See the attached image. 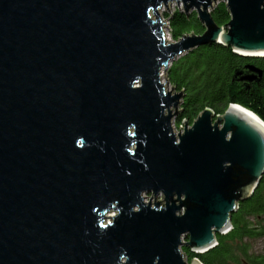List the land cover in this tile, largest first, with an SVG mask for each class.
Here are the masks:
<instances>
[{"label":"water","instance_id":"water-1","mask_svg":"<svg viewBox=\"0 0 264 264\" xmlns=\"http://www.w3.org/2000/svg\"><path fill=\"white\" fill-rule=\"evenodd\" d=\"M174 3L203 34L167 40ZM213 44L264 58V0H0V264H203L182 248L217 247L264 177L243 106L173 130L168 69Z\"/></svg>","mask_w":264,"mask_h":264},{"label":"trees","instance_id":"trees-1","mask_svg":"<svg viewBox=\"0 0 264 264\" xmlns=\"http://www.w3.org/2000/svg\"><path fill=\"white\" fill-rule=\"evenodd\" d=\"M218 26L226 25L231 17L227 5L219 3L212 12ZM171 35L178 41L190 33L203 34L204 28L197 14L177 9L166 13ZM202 49L204 52H200ZM168 70L169 80L184 91L179 123H193L206 109L224 114L231 104H238L254 112L264 121V75L261 81H246V66H254L264 72V58L243 57L231 48L213 44L203 46L182 57ZM242 72V75H236ZM232 229L226 235H217L219 245L214 249L195 254L189 248L182 249L188 262L201 260L203 264H264L258 256L249 255L247 241L264 236V177L252 197L239 204L232 215ZM258 258V259H257Z\"/></svg>","mask_w":264,"mask_h":264},{"label":"rangeland","instance_id":"rangeland-1","mask_svg":"<svg viewBox=\"0 0 264 264\" xmlns=\"http://www.w3.org/2000/svg\"><path fill=\"white\" fill-rule=\"evenodd\" d=\"M219 3H221V2H219ZM219 3H217V5L219 4ZM225 3V2H224ZM177 9H181V11L182 12H184V6H183V4H180V8L178 7V5L176 4V3H174L173 5H172V14L177 10ZM166 13H169V11H168V9L166 8V9H163V10H161L160 11V14H161V16H162V18L163 19H166L167 17H166ZM186 13V12H185ZM170 14V13H169ZM191 14H197V12H196V10H191L190 11V15ZM166 24H167V27L169 28H167L166 29V33H167V38H168V41H170V42H177L176 40H174L173 39V37H172V35H171V30H170V25H169V20L167 19V22H166ZM201 48V47H200ZM200 52L202 53V52H204L202 49H200ZM189 53H192V52H189ZM189 53H185V54H183L182 56H179V57H177L172 63H171V65H170V67H172V65L173 64H175V63H178L181 59H183L182 57H185V56H187ZM169 67V68H170ZM167 78H168V84H166V89L167 90H171V88L172 87H174V90L177 92V91H180V90H178L175 86H174V84H172L171 83V81L169 80V76H168V72H167ZM162 81H163V83H165V81H166V77H165V74L163 75V78H162ZM183 93H184V91H183ZM184 98V97H183ZM183 101V100H182ZM182 106V103H181V105H180V107ZM175 110L176 109H173V112L175 113ZM180 114H181V112L180 113H178V114H176L175 116H174V119L172 120V126H173V129H174V131L178 134L179 133V130H180V126H181V124H178L179 123V121H178V118H179V116H180ZM222 115V114H221ZM188 122V121H187ZM193 123H189V125H192ZM185 126V124H182V127H184ZM181 132H184V128H181ZM146 201H149L150 200V197H151V194H146ZM163 199V196L162 195H160L159 197H158V200L159 201H161ZM151 200H154V199H151ZM114 213H111V215H113ZM229 233V232H228ZM227 233V234H228ZM184 241H187V239H185ZM247 244L249 245V248H248V253H249V255H254V256H258L259 257V261H264V236H262V237H259V238H254V239H250V240H248L247 241ZM184 248V247H183ZM182 248V249H183ZM258 259V258H257ZM186 260L188 261V258H186ZM201 261V260H200ZM258 264H260V263H258Z\"/></svg>","mask_w":264,"mask_h":264},{"label":"bare ground","instance_id":"bare-ground-1","mask_svg":"<svg viewBox=\"0 0 264 264\" xmlns=\"http://www.w3.org/2000/svg\"><path fill=\"white\" fill-rule=\"evenodd\" d=\"M166 37H167V35H166ZM167 40H168V38H167ZM169 70V69H168ZM165 73H164V71H162L161 72V77L163 78V75H164ZM249 113V112H248ZM173 114H175L174 112H173ZM251 114V113H250ZM251 115H253V114H251ZM254 116V115H253ZM254 117H256V116H254ZM257 118V117H256ZM173 119H174V117H173ZM258 119V118H257ZM259 120V119H258ZM260 121V120H259ZM261 122V121H260ZM262 123V122H261ZM264 124V123H263ZM174 130V129H173Z\"/></svg>","mask_w":264,"mask_h":264},{"label":"flooded vegetation","instance_id":"flooded-vegetation-1","mask_svg":"<svg viewBox=\"0 0 264 264\" xmlns=\"http://www.w3.org/2000/svg\"><path fill=\"white\" fill-rule=\"evenodd\" d=\"M217 239H218V238H217ZM218 245H219V242H218ZM218 245H217V246H218ZM243 263H244V264H251V263L246 262V261H243Z\"/></svg>","mask_w":264,"mask_h":264}]
</instances>
